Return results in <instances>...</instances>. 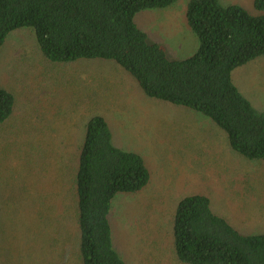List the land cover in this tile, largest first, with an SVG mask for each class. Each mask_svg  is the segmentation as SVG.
<instances>
[{
	"label": "rangeland",
	"instance_id": "374dc122",
	"mask_svg": "<svg viewBox=\"0 0 264 264\" xmlns=\"http://www.w3.org/2000/svg\"><path fill=\"white\" fill-rule=\"evenodd\" d=\"M189 1L135 17L171 60L198 48L186 20ZM220 1L256 14L254 0ZM231 78L264 114V56L234 69ZM0 89L16 100L13 116L0 126V264H74L69 252L60 256L56 209L95 113L105 117L114 144L141 155L151 174L141 192L118 194L112 203L114 243L127 264H177L171 221L187 195L208 196L213 211L245 233L264 232V161L230 151L201 114L146 97L116 64H51L33 29L20 28L0 47Z\"/></svg>",
	"mask_w": 264,
	"mask_h": 264
},
{
	"label": "trees",
	"instance_id": "16d2710c",
	"mask_svg": "<svg viewBox=\"0 0 264 264\" xmlns=\"http://www.w3.org/2000/svg\"><path fill=\"white\" fill-rule=\"evenodd\" d=\"M177 1L0 0V47L12 31L31 28L51 64L112 62L146 97L201 114L223 134L230 151L264 161V114L231 78L234 69L264 56V0H254L256 14L220 0H190L186 20L198 48L186 59L171 60L148 41L135 17ZM15 109L13 94L0 89V126ZM117 146L105 117L91 115L56 209L60 256L69 252L74 264H127L114 243L112 203L118 194L141 192L151 174L141 155ZM171 244L177 264H264V232L239 230L203 194L177 202Z\"/></svg>",
	"mask_w": 264,
	"mask_h": 264
}]
</instances>
